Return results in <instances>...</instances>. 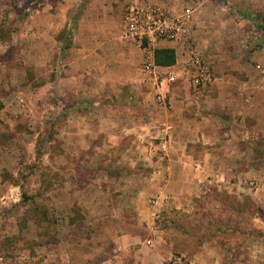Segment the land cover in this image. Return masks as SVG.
Here are the masks:
<instances>
[{"label": "rangeland", "instance_id": "rangeland-1", "mask_svg": "<svg viewBox=\"0 0 264 264\" xmlns=\"http://www.w3.org/2000/svg\"><path fill=\"white\" fill-rule=\"evenodd\" d=\"M88 1L0 0V264H133L135 252L149 264H264V140L256 130L242 131L254 144L245 153L234 141L226 156L209 146L213 154L204 160L211 166H193L202 174L198 196L160 210L151 209L158 200L145 196L143 185L156 181L162 166L124 159L117 166L122 155L104 146V138L89 148L67 141L65 104L77 97L78 84L67 79L63 51L74 36L86 42L99 32L79 31L77 12L66 8ZM103 2L117 18L105 28L110 35L122 34L118 20L135 2L186 14L189 42L227 90L264 83V0ZM150 94L146 115L160 128L170 122V110ZM240 104L225 110L227 121L236 119ZM81 109L73 110L94 116L99 108ZM118 109L145 114L140 107ZM157 136L149 148L166 155ZM130 236L134 251L121 250Z\"/></svg>", "mask_w": 264, "mask_h": 264}, {"label": "crops", "instance_id": "crops-1", "mask_svg": "<svg viewBox=\"0 0 264 264\" xmlns=\"http://www.w3.org/2000/svg\"><path fill=\"white\" fill-rule=\"evenodd\" d=\"M66 9L77 12L76 24L79 31L88 27L99 32L97 38H87L86 42L77 35L74 36L71 46L63 51L67 79L78 84L72 91L77 97L73 96V103L65 104L68 112L65 120L67 141L71 140L75 146V141L80 140L79 145L83 148L87 145L89 148L96 139L104 138V146L110 143L113 153L122 155L117 159V166L123 163L122 159L125 163L130 161L133 166H162L163 174L159 173L154 176L156 181L152 179L151 183L143 185L144 190L146 188L144 195L155 196L158 200L157 207L151 209L160 210L173 200L181 201L198 196L202 174L193 166H204L203 161L205 166L210 165L204 160L205 156L208 158L213 154L209 146L216 147L226 156L231 153L230 143L234 141L241 146L239 152L245 153L254 146L251 137L245 132L253 130L257 131L258 141L263 143L264 98L258 96V93L263 94L264 83L239 84L233 90H227L225 84L217 81L203 99L196 100L191 95L190 83L183 72L186 60L183 50L174 43L163 42L160 48L175 51L176 62L172 66L178 75V81L168 91L172 108L167 115L172 130L168 133L166 155L154 154L157 150L150 149L149 143L155 135H160L161 130L158 128L159 124L151 122V115H146L152 89L144 82L145 76L140 69L142 50L123 40L122 34L110 35L105 31L110 21L117 19L113 6L109 3L89 0L85 7H81L80 3H72ZM120 19L119 31L122 26ZM67 25L66 23L65 27ZM50 36L53 39L52 34ZM69 75L71 77L68 78ZM145 89L151 90L150 93ZM222 91H225V101L220 98ZM234 99L242 104L234 110L237 113L236 119L227 121L225 113L233 108L232 105L236 103H233ZM258 106L261 114L256 110ZM75 107L82 108V111L95 107L99 109L91 116L86 111L85 114L75 113ZM122 107H140L145 114L137 116L119 111L118 108ZM232 125L239 127L240 131L233 132ZM71 141L67 146L70 147ZM165 174L168 178L166 181L163 180ZM150 215L151 213L149 217ZM128 239L127 246L120 249L134 251L132 246L136 243V238L130 236ZM137 248L138 253L145 250L143 247ZM135 256L137 259L133 264H149V260L138 257L137 252Z\"/></svg>", "mask_w": 264, "mask_h": 264}, {"label": "built area", "instance_id": "built-area-1", "mask_svg": "<svg viewBox=\"0 0 264 264\" xmlns=\"http://www.w3.org/2000/svg\"><path fill=\"white\" fill-rule=\"evenodd\" d=\"M189 18L186 14H174L157 4L135 2L123 13L122 38L132 43L143 52L140 64L144 82L155 94L156 102L164 108H172L169 88L178 81V75L172 65L164 66L156 62L155 50L163 42L174 43L182 47L186 60L183 72L190 83L191 95L196 100L206 96L210 87L220 78L195 41H191ZM158 146L166 152L168 133L172 125L165 123L160 127Z\"/></svg>", "mask_w": 264, "mask_h": 264}, {"label": "trees", "instance_id": "trees-1", "mask_svg": "<svg viewBox=\"0 0 264 264\" xmlns=\"http://www.w3.org/2000/svg\"><path fill=\"white\" fill-rule=\"evenodd\" d=\"M156 62L160 65L170 66L176 62V54L173 49L159 48L155 51Z\"/></svg>", "mask_w": 264, "mask_h": 264}]
</instances>
